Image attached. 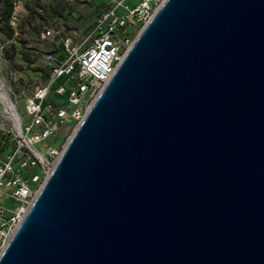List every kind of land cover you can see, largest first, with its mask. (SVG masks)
<instances>
[{"label":"water","instance_id":"obj_1","mask_svg":"<svg viewBox=\"0 0 264 264\" xmlns=\"http://www.w3.org/2000/svg\"><path fill=\"white\" fill-rule=\"evenodd\" d=\"M0 264H264V0H165Z\"/></svg>","mask_w":264,"mask_h":264},{"label":"built area","instance_id":"obj_2","mask_svg":"<svg viewBox=\"0 0 264 264\" xmlns=\"http://www.w3.org/2000/svg\"><path fill=\"white\" fill-rule=\"evenodd\" d=\"M164 1L142 0L131 11L126 10L125 0L103 1L95 7L93 21L86 28L74 26L66 30L63 26L46 25L39 32V42L55 48L42 53L50 81L38 86L26 99V119L11 98L16 114L2 102L5 112L0 119L3 123L0 126L1 253L64 151L46 147V139L54 137L70 118L76 128L79 126L94 102H89V96L99 95L134 42L129 30L134 24L133 16L143 10L141 21L145 27ZM79 18L80 15L76 16V20ZM17 22L18 15L14 13L11 23ZM39 145L43 146L38 148Z\"/></svg>","mask_w":264,"mask_h":264},{"label":"rangeland","instance_id":"obj_3","mask_svg":"<svg viewBox=\"0 0 264 264\" xmlns=\"http://www.w3.org/2000/svg\"><path fill=\"white\" fill-rule=\"evenodd\" d=\"M10 1L14 3L12 15L17 13L18 22L15 25L12 24L11 15L7 24L4 16L6 11L4 0H0V96L4 95L2 89H6L7 103L11 104V98L21 116L26 119V99L34 94L38 86L46 85L50 81L47 63L42 53L53 51L55 48L39 42L38 35L43 26H63L66 30L74 26L78 29L86 28L93 21L95 7L100 2H112V0H90L87 3H82L81 0ZM141 2L142 0H125L126 10L131 11L137 8ZM144 14L142 10L133 16L134 24L129 29L130 38L133 41L144 27L141 21ZM78 15L80 18L76 20ZM96 95L89 96V102L92 103ZM55 99H62V97L55 96ZM2 102L7 105L0 97V119L5 112ZM2 124L0 121L1 127ZM75 130L76 123L70 118L60 126L54 137L46 139L45 146L63 151ZM42 146L39 145L38 148Z\"/></svg>","mask_w":264,"mask_h":264},{"label":"trees","instance_id":"obj_4","mask_svg":"<svg viewBox=\"0 0 264 264\" xmlns=\"http://www.w3.org/2000/svg\"><path fill=\"white\" fill-rule=\"evenodd\" d=\"M4 6H5V20L7 22V24L9 23V19L13 13V9H14V3L10 0H4ZM11 37V34L9 35Z\"/></svg>","mask_w":264,"mask_h":264},{"label":"bare ground","instance_id":"obj_5","mask_svg":"<svg viewBox=\"0 0 264 264\" xmlns=\"http://www.w3.org/2000/svg\"><path fill=\"white\" fill-rule=\"evenodd\" d=\"M2 91L4 92V95H1L0 97L2 98V100H3L4 102H6V104H7L6 106H7V107H12V104H10L9 102L7 103V101H6V91L3 90V89H2ZM12 110H13V112L16 114L14 108H12Z\"/></svg>","mask_w":264,"mask_h":264}]
</instances>
